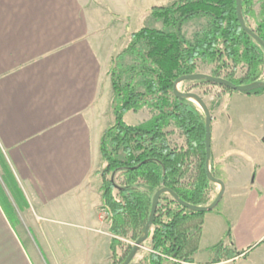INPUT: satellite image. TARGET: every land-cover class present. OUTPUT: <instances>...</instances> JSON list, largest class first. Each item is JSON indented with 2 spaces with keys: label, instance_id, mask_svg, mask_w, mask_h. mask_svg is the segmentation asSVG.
I'll return each mask as SVG.
<instances>
[{
  "label": "crops",
  "instance_id": "1",
  "mask_svg": "<svg viewBox=\"0 0 264 264\" xmlns=\"http://www.w3.org/2000/svg\"><path fill=\"white\" fill-rule=\"evenodd\" d=\"M172 1L0 0V169L49 264H103L109 254L95 184L113 119L108 72L151 8ZM220 106L211 156L222 205L203 215L199 251L181 264H264V93H227ZM6 208L16 213L1 186L0 264H33L21 220L14 227ZM221 240L237 255L215 262L206 250Z\"/></svg>",
  "mask_w": 264,
  "mask_h": 264
},
{
  "label": "trees",
  "instance_id": "2",
  "mask_svg": "<svg viewBox=\"0 0 264 264\" xmlns=\"http://www.w3.org/2000/svg\"><path fill=\"white\" fill-rule=\"evenodd\" d=\"M240 12L246 27L260 41L243 29L236 0H174L152 7L145 24L129 34L126 46L113 60L108 73L114 121L101 135L99 152L104 163L101 209L108 217L114 264H122L134 242L143 236L158 190L168 188L189 205L210 203L215 183L205 163V114L189 98L176 94L173 84L181 76L203 72V66L210 67V75L236 85L264 81V0H240ZM192 21L197 22V29L188 38L184 26ZM193 82L214 84L206 79ZM241 93L259 95L264 86ZM142 108L152 113L148 120L136 125L125 122L127 112ZM172 124L183 136L184 147L171 143L168 127ZM209 171L222 179L223 172L213 164L212 156ZM116 173L122 179L119 184ZM221 205L222 199L213 210H220ZM205 213L162 193L148 235L129 264L192 262L199 251ZM220 247L231 249V255L216 257L215 262L237 255L222 240L206 251Z\"/></svg>",
  "mask_w": 264,
  "mask_h": 264
},
{
  "label": "rangeland",
  "instance_id": "3",
  "mask_svg": "<svg viewBox=\"0 0 264 264\" xmlns=\"http://www.w3.org/2000/svg\"><path fill=\"white\" fill-rule=\"evenodd\" d=\"M123 0H120V2L122 3ZM258 1V0H256ZM259 7V4L256 3L255 6V10H257L256 8ZM145 24V22H144ZM143 24V25H144ZM156 26H160V24H156ZM139 29V28H137ZM197 29V22H189L184 26V34L186 35V37L191 38L193 36V33L196 31ZM210 67H206L203 66L202 70L203 72L200 73H208ZM240 74V73H238ZM263 79V78H262ZM178 89L180 91L183 92H190V93H194L196 94L199 98L202 99V101L205 103V105L207 106L210 115L212 117L213 113L212 110L216 109V107L220 106L222 104V95L227 94V93H231L234 92L236 94H242L241 92L238 91H227L225 90L223 87H220L218 85L215 84H198L196 85L193 81H183L181 83H179L177 85ZM191 101L195 104V106L199 109V111L201 113L204 114V109L203 106L201 105V103L196 99V98H191ZM221 107V106H220ZM112 113V112H111ZM152 116V113L149 111V109L147 108H142V110L140 112H134V111H129L125 117L124 120L126 123L128 124H136V123H140L146 120H148L150 117ZM113 118V116H112ZM114 121V118L112 119V123ZM168 130H170V135H169V139L171 141V143L173 145H176L177 147H184L185 146V141L183 136L180 134L179 129L175 126V125H170L168 127ZM211 130H212V121H211ZM104 169V163L102 161V164L100 166V168L98 169V171H96L95 173V184L98 186H100L102 184V172ZM107 178H109L111 176V173H108ZM115 182L117 184L121 183V177L119 176V173H116L115 175ZM2 186L3 188V192L5 191L7 194V199L10 200V202L12 203V205L14 206L16 213H14L13 211L10 210V208H6L7 211V215H8V219L11 221L12 225L15 227L17 225H19V219L21 220L22 223V228L24 230V233L26 234V236L28 237V242H24V247L26 249V252L28 253L29 257L31 258V261L33 264H49L48 260H47V253L46 250H44V248L38 243V236L35 233L34 229L31 227H27L25 225V223L22 221V219L24 218L23 214L20 213V211H18V207L16 206L17 203H15V201H17V198L15 196V194L13 193V190L9 184V176L6 174H3L1 169H0V187ZM218 188L219 185L214 184L212 187V190L209 193V202H211L215 196L217 195L219 190ZM115 192V190H114ZM7 207V206H5ZM17 214V215H16ZM99 216H100V220L103 222V228L106 229V231H108V217L105 211H103L101 208L99 210ZM101 214H104L103 216ZM44 233L46 234V237L49 235L46 233L47 231V225L46 223L43 221L42 222ZM63 228H69V229H74V230H78L77 228H71L69 226L67 227H63ZM103 229V230H104ZM80 231H84V230H80ZM79 231V232H80ZM105 231V230H104ZM108 233L110 234V232L108 231ZM62 234V235H61ZM61 237H60V242L63 244L66 242V238L63 234V232L61 231ZM21 235V234H20ZM81 235V233H80ZM111 238V235H110ZM121 248H118L119 252ZM86 260L89 261L91 259V256L89 254L88 249L86 250ZM208 258L209 259H215L216 257H220V256H225V255H231V249L229 248H216V250L214 252H208ZM100 256L95 257L98 262L100 261L99 259ZM82 260V259H81ZM103 264H114V259L110 257V252L106 258V260H104Z\"/></svg>",
  "mask_w": 264,
  "mask_h": 264
},
{
  "label": "water",
  "instance_id": "4",
  "mask_svg": "<svg viewBox=\"0 0 264 264\" xmlns=\"http://www.w3.org/2000/svg\"><path fill=\"white\" fill-rule=\"evenodd\" d=\"M236 10H237L238 17H239V20L241 22L243 29H245L257 41H260L259 37H257L251 30H249L242 20L241 12H240V0H236ZM261 44L264 47V43L261 42ZM199 79H206V80H208L214 84L226 86V87L230 88L231 90L238 91V92H246V91H250L254 88L264 86V81L253 83V84H248V85H236L233 82H231V81H229L223 77H215V76H212V75L207 74V73L185 75V76H181V77L177 78L174 81L173 91L176 94H180L182 96H185V97L189 98L190 100H191V98H196L201 103V105L203 106L204 114H205V118H206V121H205V163L208 167V173H209L210 180L212 182H214L215 184L219 185L220 189H219V191H218V193L215 196L213 201H211L208 205L201 206V207L189 205L187 203L182 202L178 198V196L168 188H162V189L158 190L155 193L154 198H153V203H152V207L150 210V214H149V217H148L145 229H144V234L141 238H139L136 242H134L132 251L128 254V256L126 257V259L123 261L122 264H129L131 262L135 252L141 246L142 241L147 237L148 229L152 225L153 217H154L155 212H156L159 196L162 193L170 194L175 199H177L180 203H182L184 206H186L188 209H191V210H194L197 212H207V211L213 210L216 207V205L218 204V202L220 201V199H222V195L224 192V182L222 181V179L214 178L212 175H210V171H209V159L211 156V121H212V117L210 115V112H209L207 106L205 105V103L202 101V99L199 98L196 94L190 93V92L180 91L177 87V85L183 81H193V80H199Z\"/></svg>",
  "mask_w": 264,
  "mask_h": 264
},
{
  "label": "built area",
  "instance_id": "5",
  "mask_svg": "<svg viewBox=\"0 0 264 264\" xmlns=\"http://www.w3.org/2000/svg\"><path fill=\"white\" fill-rule=\"evenodd\" d=\"M102 216L104 215V214H101Z\"/></svg>",
  "mask_w": 264,
  "mask_h": 264
}]
</instances>
